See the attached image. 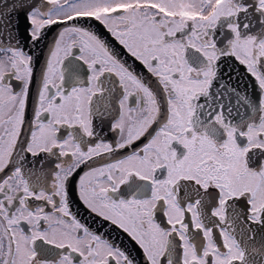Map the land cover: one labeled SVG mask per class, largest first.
<instances>
[{"label":"snow or ice","instance_id":"obj_1","mask_svg":"<svg viewBox=\"0 0 264 264\" xmlns=\"http://www.w3.org/2000/svg\"><path fill=\"white\" fill-rule=\"evenodd\" d=\"M0 264H264V0H0Z\"/></svg>","mask_w":264,"mask_h":264},{"label":"flooded vegetation","instance_id":"obj_2","mask_svg":"<svg viewBox=\"0 0 264 264\" xmlns=\"http://www.w3.org/2000/svg\"><path fill=\"white\" fill-rule=\"evenodd\" d=\"M55 32V29H53V33ZM52 33L49 34V37L51 38ZM41 57H43V53H41ZM240 72H243V69H239ZM244 81L241 82V85L243 86Z\"/></svg>","mask_w":264,"mask_h":264}]
</instances>
